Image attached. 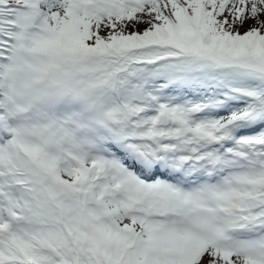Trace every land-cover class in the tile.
<instances>
[{"label":"snow or ice","instance_id":"snow-or-ice-1","mask_svg":"<svg viewBox=\"0 0 264 264\" xmlns=\"http://www.w3.org/2000/svg\"><path fill=\"white\" fill-rule=\"evenodd\" d=\"M0 264H264V0H0Z\"/></svg>","mask_w":264,"mask_h":264}]
</instances>
